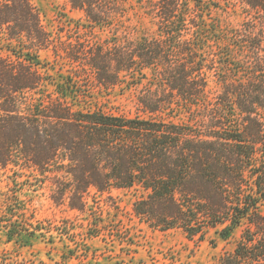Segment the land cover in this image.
<instances>
[{
  "label": "trees",
  "instance_id": "1",
  "mask_svg": "<svg viewBox=\"0 0 264 264\" xmlns=\"http://www.w3.org/2000/svg\"><path fill=\"white\" fill-rule=\"evenodd\" d=\"M66 1L83 37L53 35L32 0H0V169L86 223L43 225L16 189L0 193V230L66 238L68 257L92 238L129 254L130 227L94 206L126 189L148 227L212 228L234 239L219 264H264V0ZM127 93L135 115L114 106Z\"/></svg>",
  "mask_w": 264,
  "mask_h": 264
},
{
  "label": "rangeland",
  "instance_id": "2",
  "mask_svg": "<svg viewBox=\"0 0 264 264\" xmlns=\"http://www.w3.org/2000/svg\"><path fill=\"white\" fill-rule=\"evenodd\" d=\"M32 1L40 11L42 23L53 35L56 33L66 39L86 34L82 27L74 28L76 22L80 25L83 22L82 14L71 10L66 0ZM221 15L230 26L237 25L241 20L237 12ZM214 17H218V14H214ZM68 19L73 20L70 22L72 28L66 26ZM48 55V52H42V56ZM114 106L128 115H135L137 112L133 93L118 97ZM12 172L10 167L0 169V193L10 194L17 189L18 196L28 201L29 211H33L36 219L43 225L57 227L68 223L75 233L82 231L81 224L86 223L82 214L53 203L46 188L29 190L28 185H25L28 176H16ZM24 173L27 174L26 171ZM134 193L126 189H112L110 194L94 195L97 210L110 211L111 218L117 212L116 218L121 220V224L130 227L134 244L130 247L129 254H125L124 250L120 251L117 243L111 246L100 238H92L86 240L88 256L84 257L82 250L77 247L75 254L68 257L65 245L69 244L71 249L74 245L66 238L54 236L50 241L48 238L35 236L22 244L8 240L0 230V264H219L220 257L233 249L234 239H222L212 228L203 237L196 235L189 238L178 228L162 231L148 227L133 213L132 202L137 196ZM107 195H111L113 199L107 198ZM115 204L119 207L118 210L113 208ZM117 223L114 221L111 226L115 227ZM53 233L55 235V230Z\"/></svg>",
  "mask_w": 264,
  "mask_h": 264
}]
</instances>
